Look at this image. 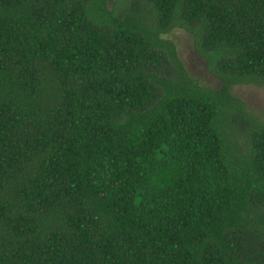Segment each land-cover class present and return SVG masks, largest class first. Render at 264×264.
I'll use <instances>...</instances> for the list:
<instances>
[{
    "label": "trees",
    "instance_id": "16d2710c",
    "mask_svg": "<svg viewBox=\"0 0 264 264\" xmlns=\"http://www.w3.org/2000/svg\"><path fill=\"white\" fill-rule=\"evenodd\" d=\"M247 84L264 0H0V264H264Z\"/></svg>",
    "mask_w": 264,
    "mask_h": 264
},
{
    "label": "rangeland",
    "instance_id": "374dc122",
    "mask_svg": "<svg viewBox=\"0 0 264 264\" xmlns=\"http://www.w3.org/2000/svg\"><path fill=\"white\" fill-rule=\"evenodd\" d=\"M176 45L178 54L187 70L195 76L200 83L211 86L218 84V79L213 77L206 68L204 60L199 57L193 48L192 36L184 29L174 28L165 34ZM232 92L239 96L258 119L264 121V86L235 85Z\"/></svg>",
    "mask_w": 264,
    "mask_h": 264
}]
</instances>
